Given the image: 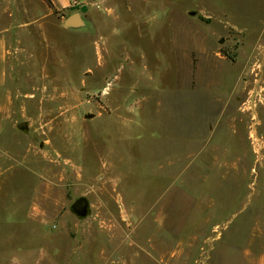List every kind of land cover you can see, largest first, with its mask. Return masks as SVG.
Masks as SVG:
<instances>
[{
  "label": "rangeland",
  "instance_id": "1",
  "mask_svg": "<svg viewBox=\"0 0 264 264\" xmlns=\"http://www.w3.org/2000/svg\"><path fill=\"white\" fill-rule=\"evenodd\" d=\"M0 38V264H264V0H0Z\"/></svg>",
  "mask_w": 264,
  "mask_h": 264
},
{
  "label": "water",
  "instance_id": "2",
  "mask_svg": "<svg viewBox=\"0 0 264 264\" xmlns=\"http://www.w3.org/2000/svg\"><path fill=\"white\" fill-rule=\"evenodd\" d=\"M85 21L79 11L69 14L63 21L62 26L67 29H80L84 27ZM18 128H24L25 124L23 122L17 125ZM72 209L80 216H83L86 212V200L83 197L77 198L72 203Z\"/></svg>",
  "mask_w": 264,
  "mask_h": 264
},
{
  "label": "crops",
  "instance_id": "3",
  "mask_svg": "<svg viewBox=\"0 0 264 264\" xmlns=\"http://www.w3.org/2000/svg\"><path fill=\"white\" fill-rule=\"evenodd\" d=\"M57 3H59L60 5H65V4H70V0H56ZM166 1H196V0H166ZM3 50V40L2 38H0V57L1 56V51ZM2 80V76L0 75V83ZM261 263H264V255L260 258Z\"/></svg>",
  "mask_w": 264,
  "mask_h": 264
},
{
  "label": "built area",
  "instance_id": "4",
  "mask_svg": "<svg viewBox=\"0 0 264 264\" xmlns=\"http://www.w3.org/2000/svg\"><path fill=\"white\" fill-rule=\"evenodd\" d=\"M252 133H253V134H252ZM253 135H255V137H254ZM249 137L252 138L253 141H255V142H257V141L260 140V139L256 136V134H254V132H252V131L250 132ZM255 154H258V151H256Z\"/></svg>",
  "mask_w": 264,
  "mask_h": 264
}]
</instances>
